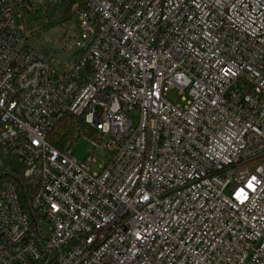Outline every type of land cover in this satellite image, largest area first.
Instances as JSON below:
<instances>
[{
	"label": "built area",
	"instance_id": "1",
	"mask_svg": "<svg viewBox=\"0 0 264 264\" xmlns=\"http://www.w3.org/2000/svg\"><path fill=\"white\" fill-rule=\"evenodd\" d=\"M49 1L61 71L0 0V264H264V0ZM66 115L98 172L48 140Z\"/></svg>",
	"mask_w": 264,
	"mask_h": 264
},
{
	"label": "rangeland",
	"instance_id": "2",
	"mask_svg": "<svg viewBox=\"0 0 264 264\" xmlns=\"http://www.w3.org/2000/svg\"><path fill=\"white\" fill-rule=\"evenodd\" d=\"M31 2H33L35 11L24 12L13 3L18 31L25 34L31 44L47 54L51 65L57 71H61L81 52L74 45L75 37L78 34L77 15L71 9L72 12H68L64 3H55L49 0H31ZM168 97L170 99L176 97V91H170ZM81 135L83 134L81 133L70 144L71 154L78 160L92 157L88 169L90 172H98L99 166L106 159L107 152L94 147L90 140ZM91 140L94 141V137ZM260 160L258 158L250 161V168L253 170Z\"/></svg>",
	"mask_w": 264,
	"mask_h": 264
},
{
	"label": "trees",
	"instance_id": "3",
	"mask_svg": "<svg viewBox=\"0 0 264 264\" xmlns=\"http://www.w3.org/2000/svg\"><path fill=\"white\" fill-rule=\"evenodd\" d=\"M25 1H29L31 2V0H16V5H20L21 7V3L25 2ZM66 5V10L69 12H72L70 10V3H65ZM22 9V8H21ZM24 12L27 11H35L34 6L32 7L31 10H24L22 9ZM23 18V15H22ZM84 126L82 125V121L80 118L72 116V115H66L64 116L53 128L52 132L50 133L48 140L55 145V147L59 148V149H63L64 147H66L67 145L72 144V142L74 141L73 139V135L76 131L78 130H84Z\"/></svg>",
	"mask_w": 264,
	"mask_h": 264
},
{
	"label": "crops",
	"instance_id": "4",
	"mask_svg": "<svg viewBox=\"0 0 264 264\" xmlns=\"http://www.w3.org/2000/svg\"><path fill=\"white\" fill-rule=\"evenodd\" d=\"M75 59H76V58H75ZM75 59H73V60H75ZM73 60H72V61H73ZM71 63H72L71 61H70V62H68V63H67V66H66V67H64L62 70H64V69H67V68H68V67L71 65Z\"/></svg>",
	"mask_w": 264,
	"mask_h": 264
},
{
	"label": "snow or ice",
	"instance_id": "5",
	"mask_svg": "<svg viewBox=\"0 0 264 264\" xmlns=\"http://www.w3.org/2000/svg\"><path fill=\"white\" fill-rule=\"evenodd\" d=\"M249 186H251V185H249Z\"/></svg>",
	"mask_w": 264,
	"mask_h": 264
}]
</instances>
